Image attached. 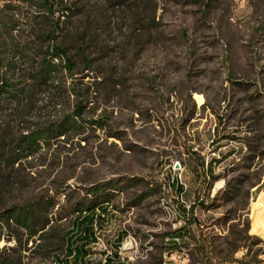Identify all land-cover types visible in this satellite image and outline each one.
<instances>
[{"label":"rangeland","instance_id":"1","mask_svg":"<svg viewBox=\"0 0 264 264\" xmlns=\"http://www.w3.org/2000/svg\"><path fill=\"white\" fill-rule=\"evenodd\" d=\"M10 2L13 82L57 53L29 119L55 125L84 109L79 127L16 162L30 122L0 114V214L55 201L38 232L0 220V264H74L68 199L115 181L123 190L80 264H108L107 255L264 264V0H0V9Z\"/></svg>","mask_w":264,"mask_h":264},{"label":"trees","instance_id":"2","mask_svg":"<svg viewBox=\"0 0 264 264\" xmlns=\"http://www.w3.org/2000/svg\"><path fill=\"white\" fill-rule=\"evenodd\" d=\"M49 10L53 12V7L48 6ZM17 13V6L13 3H6L0 9V114L5 109L11 110L10 115L19 116L21 120L30 122V124L22 128L20 135L16 138L15 145L12 148L13 162L19 161L23 157L37 156L44 149L43 144L48 145L52 140L64 136L68 130L79 127L78 118L82 117L84 106L78 103L75 112L72 115L65 116L63 120L55 125H46L45 122L31 121L29 117L33 113L38 100L36 95L38 91L42 90L56 72L57 65L54 62L56 54L53 51H48L50 58L47 57L40 64L39 68H34L28 73L17 75V79L22 78V82L14 83L12 75L8 71H4L6 58L5 47L8 34L17 29L15 23V14ZM55 49V48H54ZM86 62L89 63L90 58L85 56ZM11 72V71H10ZM24 80V81H23ZM5 106V107H4ZM16 110L18 113H13ZM34 117V116H33ZM93 124H97L95 121ZM175 183V180L173 181ZM108 185H91L87 189V194L91 198L86 197H69L68 201L72 207V212L76 214L73 220V227L67 232V258H72L74 264L83 262L88 254V241L96 242L95 224L103 221L106 216L107 206L112 200L111 195L116 190H123V184L115 181ZM178 190H183V186L177 182ZM108 186V188H106ZM55 201L49 197H42L38 203L21 205L17 204L11 209H6L5 213L0 214V220L7 218V220H14L18 224L26 227L31 233L38 232L44 227L48 216V211L54 206ZM123 236H118L119 243L123 240ZM119 247V246H118ZM118 257V253H116ZM64 264L63 260H59ZM106 263L117 264L113 257L107 255Z\"/></svg>","mask_w":264,"mask_h":264}]
</instances>
